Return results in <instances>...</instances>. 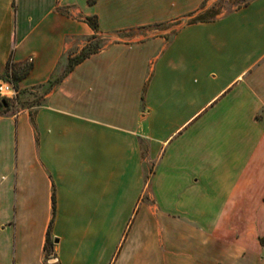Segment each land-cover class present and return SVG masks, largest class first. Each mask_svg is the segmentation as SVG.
<instances>
[{
	"label": "crops",
	"instance_id": "obj_1",
	"mask_svg": "<svg viewBox=\"0 0 264 264\" xmlns=\"http://www.w3.org/2000/svg\"><path fill=\"white\" fill-rule=\"evenodd\" d=\"M216 1L0 0V264H264V0Z\"/></svg>",
	"mask_w": 264,
	"mask_h": 264
},
{
	"label": "rangeland",
	"instance_id": "obj_2",
	"mask_svg": "<svg viewBox=\"0 0 264 264\" xmlns=\"http://www.w3.org/2000/svg\"><path fill=\"white\" fill-rule=\"evenodd\" d=\"M248 1L250 0H217L215 2V5L210 8L209 10L205 11V12H202L199 14V16H197V18H206V17H213V16H216V15H219V14H223L225 12H228L229 10H232L234 8H237V7H240L242 6L243 4L247 3ZM193 20L192 18H185V19H181V20H177V21H174L170 24H164V25H157L155 27H151V28H157L159 30L161 29H165L166 27H171L173 26V28L171 29V32H174L181 24L185 23V22H188V21H191ZM156 33H159V31H151V34H156ZM133 35L132 32H125V33H119L117 34L116 36H120L121 38H125V37H131ZM115 40L114 37L111 36V34H104L103 37L99 38V39H93L92 41L89 40L88 41V49L86 48V50L84 49V52H93V51H96L106 45H108L109 43L113 42ZM85 48V47H84ZM83 52V49L81 50ZM70 53L71 56H74V57H79L80 56V53ZM68 66H69V62L66 66V68L63 70L61 76L59 78H63V76L65 74H67V69H68Z\"/></svg>",
	"mask_w": 264,
	"mask_h": 264
},
{
	"label": "trees",
	"instance_id": "obj_3",
	"mask_svg": "<svg viewBox=\"0 0 264 264\" xmlns=\"http://www.w3.org/2000/svg\"><path fill=\"white\" fill-rule=\"evenodd\" d=\"M88 21L91 23V25L93 26V28H95L96 30H98V18H97V16H89L88 17ZM94 37H96V36L94 35L90 39H93ZM86 48L88 49V44L85 46V48H83V52L81 51L79 57H74V56H71L70 55V57H69V66H68L67 72H69L71 69H73L76 64H78L79 62H81L83 59H85L91 53L95 52V51H93V52H86L87 51ZM84 49L86 50L85 52H84ZM57 80L59 81L60 78H58ZM13 81H14V78H13ZM53 246H54V240L50 236H48L47 245H46L47 255H50V254L53 253V251H54Z\"/></svg>",
	"mask_w": 264,
	"mask_h": 264
},
{
	"label": "built area",
	"instance_id": "obj_4",
	"mask_svg": "<svg viewBox=\"0 0 264 264\" xmlns=\"http://www.w3.org/2000/svg\"><path fill=\"white\" fill-rule=\"evenodd\" d=\"M3 100L19 106V88L13 80L0 78V105Z\"/></svg>",
	"mask_w": 264,
	"mask_h": 264
},
{
	"label": "water",
	"instance_id": "obj_5",
	"mask_svg": "<svg viewBox=\"0 0 264 264\" xmlns=\"http://www.w3.org/2000/svg\"><path fill=\"white\" fill-rule=\"evenodd\" d=\"M2 104L7 105V101H6V100H3V101H2Z\"/></svg>",
	"mask_w": 264,
	"mask_h": 264
}]
</instances>
